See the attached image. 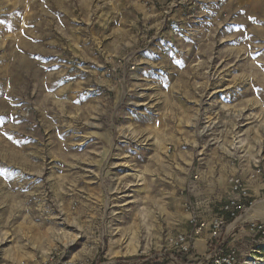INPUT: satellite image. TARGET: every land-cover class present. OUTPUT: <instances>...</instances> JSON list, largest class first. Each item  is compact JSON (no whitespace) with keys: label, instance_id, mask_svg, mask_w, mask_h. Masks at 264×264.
Listing matches in <instances>:
<instances>
[{"label":"rangeland","instance_id":"1","mask_svg":"<svg viewBox=\"0 0 264 264\" xmlns=\"http://www.w3.org/2000/svg\"><path fill=\"white\" fill-rule=\"evenodd\" d=\"M222 1L170 38V0H0V264H140L233 175L264 223V0Z\"/></svg>","mask_w":264,"mask_h":264},{"label":"built area","instance_id":"2","mask_svg":"<svg viewBox=\"0 0 264 264\" xmlns=\"http://www.w3.org/2000/svg\"><path fill=\"white\" fill-rule=\"evenodd\" d=\"M172 9L178 10L179 16L167 17ZM213 9L217 11L214 12ZM224 11L222 0H170L169 10L162 11V22L173 19L168 30L170 38H191L220 15L225 17ZM163 26L164 24L161 27ZM159 30L164 31L162 28ZM161 35L159 36L161 38L165 36ZM260 175V170H256L251 174L250 179L256 180ZM262 185L264 187V179ZM228 189L231 197L219 201L217 213L209 217L204 215L205 210L203 209L206 204L192 199L185 201L188 230L169 236L167 240L169 249L157 254H144L140 264H163L166 261L172 264H245L247 260H244L243 254L227 242L229 238H233L236 230L237 232L239 229L244 230L243 224L245 225L244 237L256 247L250 248L247 256L252 258V254L259 255L264 252V223H253L243 218L246 211L245 206L251 205L247 202L249 197L247 183L239 176L233 175L228 179ZM204 232L208 234L207 250L201 256H196L195 242ZM58 255V253H50L47 262L51 264H89L87 261L74 262L58 259ZM256 260L261 262L263 257L256 258Z\"/></svg>","mask_w":264,"mask_h":264},{"label":"crops","instance_id":"3","mask_svg":"<svg viewBox=\"0 0 264 264\" xmlns=\"http://www.w3.org/2000/svg\"><path fill=\"white\" fill-rule=\"evenodd\" d=\"M211 214L207 213L206 216L209 217ZM188 230V225H185V227H183L182 232H186ZM207 233L204 232L201 237L195 242V250L194 253L196 256H201L206 250V238H207ZM171 263V262H170ZM166 264V263H163Z\"/></svg>","mask_w":264,"mask_h":264},{"label":"bare ground","instance_id":"4","mask_svg":"<svg viewBox=\"0 0 264 264\" xmlns=\"http://www.w3.org/2000/svg\"><path fill=\"white\" fill-rule=\"evenodd\" d=\"M245 264H264V263H260V262H258L256 260H253V261L247 260Z\"/></svg>","mask_w":264,"mask_h":264}]
</instances>
